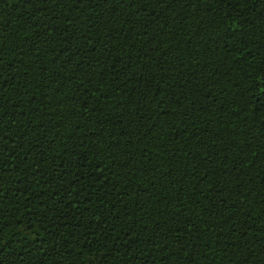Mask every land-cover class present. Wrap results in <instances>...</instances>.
<instances>
[{
  "label": "trees",
  "instance_id": "16d2710c",
  "mask_svg": "<svg viewBox=\"0 0 264 264\" xmlns=\"http://www.w3.org/2000/svg\"><path fill=\"white\" fill-rule=\"evenodd\" d=\"M0 264H264V0H0Z\"/></svg>",
  "mask_w": 264,
  "mask_h": 264
}]
</instances>
